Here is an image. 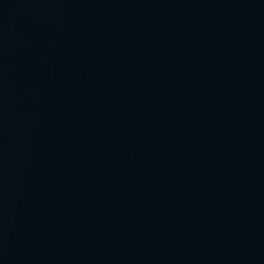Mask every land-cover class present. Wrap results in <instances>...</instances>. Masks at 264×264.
<instances>
[{
	"label": "water",
	"instance_id": "1",
	"mask_svg": "<svg viewBox=\"0 0 264 264\" xmlns=\"http://www.w3.org/2000/svg\"><path fill=\"white\" fill-rule=\"evenodd\" d=\"M0 264H264V0H0Z\"/></svg>",
	"mask_w": 264,
	"mask_h": 264
}]
</instances>
